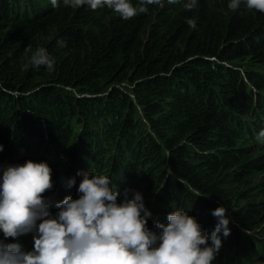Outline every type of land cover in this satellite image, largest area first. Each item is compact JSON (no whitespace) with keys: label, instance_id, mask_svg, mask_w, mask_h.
I'll use <instances>...</instances> for the list:
<instances>
[{"label":"trees","instance_id":"16d2710c","mask_svg":"<svg viewBox=\"0 0 264 264\" xmlns=\"http://www.w3.org/2000/svg\"><path fill=\"white\" fill-rule=\"evenodd\" d=\"M228 3L164 0L123 20L106 7L0 0V168L46 161L53 215L78 198L79 172L108 175L118 201L142 194L149 228L174 205L209 245L223 206L230 234L212 264L264 260V13ZM28 44L48 50L53 71L28 65ZM6 242L31 250L32 233Z\"/></svg>","mask_w":264,"mask_h":264},{"label":"clouds","instance_id":"9594fccd","mask_svg":"<svg viewBox=\"0 0 264 264\" xmlns=\"http://www.w3.org/2000/svg\"><path fill=\"white\" fill-rule=\"evenodd\" d=\"M60 2L74 9L84 5L94 11L106 7L123 20L148 13L149 5L164 4V0H50L54 8ZM167 3H181L191 11L197 0ZM242 3L248 10L264 13V0H229L228 8L236 11ZM186 22L196 27L193 19ZM24 53L28 65L54 70L55 62L45 47L33 49L28 44ZM257 139L264 140V129ZM78 175V198L66 195L57 201L58 212L53 215L49 210L52 200L44 195L53 188L52 169L46 161L28 159L0 168V232L4 237L0 239V264H212L222 245L219 234H230L223 206L212 212L217 224L211 233V245L196 217L174 205L166 223L156 221L149 228L151 212L139 191L125 189L123 199L118 201L108 175L92 171ZM75 184V178H71L66 187ZM28 233L33 238L31 250L6 242V238ZM253 264H264V260H254Z\"/></svg>","mask_w":264,"mask_h":264}]
</instances>
